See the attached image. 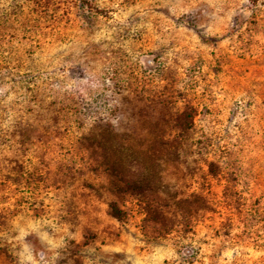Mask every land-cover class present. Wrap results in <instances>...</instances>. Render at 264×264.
<instances>
[{"label": "rangeland", "instance_id": "rangeland-1", "mask_svg": "<svg viewBox=\"0 0 264 264\" xmlns=\"http://www.w3.org/2000/svg\"><path fill=\"white\" fill-rule=\"evenodd\" d=\"M0 264H264V0H0Z\"/></svg>", "mask_w": 264, "mask_h": 264}, {"label": "trees", "instance_id": "trees-1", "mask_svg": "<svg viewBox=\"0 0 264 264\" xmlns=\"http://www.w3.org/2000/svg\"><path fill=\"white\" fill-rule=\"evenodd\" d=\"M107 169L109 170V175L113 178L111 184L113 187H116V185H118L117 183H122L124 185H134L133 183H130L129 180L123 178L120 176L119 172L115 170V168L112 166V164L107 165ZM111 207V213L117 217L120 218V212L119 210L116 208V206H114L113 204H110Z\"/></svg>", "mask_w": 264, "mask_h": 264}]
</instances>
